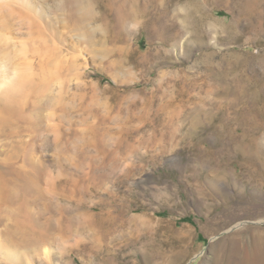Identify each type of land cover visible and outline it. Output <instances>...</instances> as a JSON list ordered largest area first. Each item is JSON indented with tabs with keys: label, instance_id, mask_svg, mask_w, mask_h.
Returning <instances> with one entry per match:
<instances>
[{
	"label": "rangeland",
	"instance_id": "obj_1",
	"mask_svg": "<svg viewBox=\"0 0 264 264\" xmlns=\"http://www.w3.org/2000/svg\"><path fill=\"white\" fill-rule=\"evenodd\" d=\"M261 128L264 0H0V264H208Z\"/></svg>",
	"mask_w": 264,
	"mask_h": 264
},
{
	"label": "bare ground",
	"instance_id": "obj_2",
	"mask_svg": "<svg viewBox=\"0 0 264 264\" xmlns=\"http://www.w3.org/2000/svg\"><path fill=\"white\" fill-rule=\"evenodd\" d=\"M137 9H138V5H137ZM259 130L260 129H257L255 131L253 130L252 132H255V134H258L256 133V131H259ZM263 130L264 129L261 128V132L259 133L262 136H257L256 139L252 140L251 141L252 144L250 146V147H254L255 154L257 155L258 158L263 157L264 155V150L261 151L262 143H264V131ZM230 136L232 137V135ZM243 158L245 157L243 156ZM260 211L261 210H258L259 214H260ZM208 264H264V232L260 233L259 231L256 230L255 234L252 237H250V235L247 236L246 232L243 231L238 235L228 236L226 238H223L222 240H220L219 242L215 243L212 246V256L209 258Z\"/></svg>",
	"mask_w": 264,
	"mask_h": 264
}]
</instances>
